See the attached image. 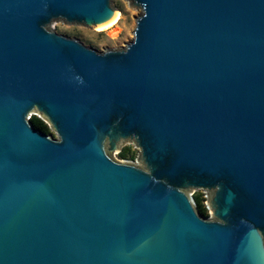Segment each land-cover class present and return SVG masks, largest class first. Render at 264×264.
Instances as JSON below:
<instances>
[{
	"label": "water",
	"instance_id": "obj_1",
	"mask_svg": "<svg viewBox=\"0 0 264 264\" xmlns=\"http://www.w3.org/2000/svg\"><path fill=\"white\" fill-rule=\"evenodd\" d=\"M127 1L0 0V264H264V0Z\"/></svg>",
	"mask_w": 264,
	"mask_h": 264
},
{
	"label": "rangeland",
	"instance_id": "obj_2",
	"mask_svg": "<svg viewBox=\"0 0 264 264\" xmlns=\"http://www.w3.org/2000/svg\"><path fill=\"white\" fill-rule=\"evenodd\" d=\"M113 7L119 14L117 23L107 29H97L81 25H67L62 22H53L51 28L58 34L79 40L83 45L95 50L104 51L106 49H121L133 39L135 19L141 10L137 7H130L127 0H111ZM48 134L56 136L53 130L48 127ZM121 152L124 156H121ZM109 155L117 161H130L138 166L139 149L131 140H125L121 144L119 151L109 152ZM189 194L197 197L200 203L205 206V192L201 189L192 190Z\"/></svg>",
	"mask_w": 264,
	"mask_h": 264
},
{
	"label": "trees",
	"instance_id": "obj_3",
	"mask_svg": "<svg viewBox=\"0 0 264 264\" xmlns=\"http://www.w3.org/2000/svg\"><path fill=\"white\" fill-rule=\"evenodd\" d=\"M31 124L34 128L41 130L42 132L48 134V126L45 122H43L40 118L36 117V116H31ZM121 156H124V153L121 152ZM194 201L196 204V208L199 212V214H201L202 216H208V212L207 209L205 208L204 205H202L200 203V200L197 197H194Z\"/></svg>",
	"mask_w": 264,
	"mask_h": 264
},
{
	"label": "bare ground",
	"instance_id": "obj_4",
	"mask_svg": "<svg viewBox=\"0 0 264 264\" xmlns=\"http://www.w3.org/2000/svg\"><path fill=\"white\" fill-rule=\"evenodd\" d=\"M118 17H119V14L116 11L111 22H109V23H107L105 25H98L97 29H107V28H110V27L114 26L117 23V21H118Z\"/></svg>",
	"mask_w": 264,
	"mask_h": 264
},
{
	"label": "built area",
	"instance_id": "obj_5",
	"mask_svg": "<svg viewBox=\"0 0 264 264\" xmlns=\"http://www.w3.org/2000/svg\"><path fill=\"white\" fill-rule=\"evenodd\" d=\"M208 212V211H207Z\"/></svg>",
	"mask_w": 264,
	"mask_h": 264
}]
</instances>
